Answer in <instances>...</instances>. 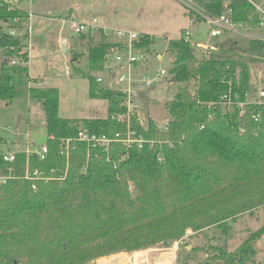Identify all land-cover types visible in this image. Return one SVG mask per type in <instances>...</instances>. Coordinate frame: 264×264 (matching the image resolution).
Returning a JSON list of instances; mask_svg holds the SVG:
<instances>
[{"label": "trees", "instance_id": "trees-1", "mask_svg": "<svg viewBox=\"0 0 264 264\" xmlns=\"http://www.w3.org/2000/svg\"><path fill=\"white\" fill-rule=\"evenodd\" d=\"M196 2L211 16L226 12L227 5L236 23L255 25L254 9L245 0ZM17 15L23 16L0 10V49L5 55L0 62V101L10 103L25 94L41 104L48 155L40 162L18 152L12 164L15 178L0 187V264H89L118 252L178 242L187 230L196 233L264 207V107L247 105L239 116L238 106L228 113H222L221 106H202L219 102L228 93L245 102V95L255 91L249 64L264 57L263 40L247 42V62L235 56L198 59L183 36L168 41L167 48L174 53L169 73L176 90L165 104L166 130L150 119L145 128L135 121L137 134L153 141L152 146L125 151L115 145L107 161L101 150L88 153L85 144L74 143L66 161L59 154V140L75 138L80 128L108 137L123 130L112 119L123 112L121 94L99 87L88 76L89 97L105 99L107 115L76 121L59 116L56 89L17 87L18 80L27 79L28 55L21 37L9 36L3 29ZM188 15L192 18V13ZM151 44L142 35L135 46L145 51ZM115 48L114 44L89 47L88 67L102 71L107 52ZM12 60L22 65L11 66ZM257 112L260 122L255 124L251 115ZM122 154L126 160L114 169ZM26 163L41 173L39 179L24 178ZM8 167L0 155V172ZM263 236L264 223L233 253L215 247L212 261L248 264Z\"/></svg>", "mask_w": 264, "mask_h": 264}, {"label": "rangeland", "instance_id": "rangeland-1", "mask_svg": "<svg viewBox=\"0 0 264 264\" xmlns=\"http://www.w3.org/2000/svg\"><path fill=\"white\" fill-rule=\"evenodd\" d=\"M10 1L19 10L25 8L32 15L28 18L25 16L22 21L23 26L30 27V39L24 37L26 31L20 33L22 45L27 47L29 40L32 43L35 39L37 42L46 43L36 50L30 49L31 62L26 65L32 74L36 75L37 80H32V85L28 83V79L18 80L16 86L56 89L59 94V116L68 120L103 119L107 115L108 104L105 99L89 97L87 77H95L98 73L88 67L83 54L92 44L104 41L90 38L88 42V34L74 33L73 24L88 23L96 19L98 25L108 32L107 39L113 38V30L132 32L138 36L147 35L151 39L150 48L142 51L145 55L143 60L147 65L145 74L150 78H154V74L161 70L166 74L149 87H139L134 102L140 123L146 126L147 120L150 119L158 128L169 121L165 104L171 101L176 90L169 73L173 66L174 53L168 50V41H176L183 36V32L190 31L189 44L196 58L212 55L220 60L236 57L237 61L247 62L248 57L244 49L257 32L251 28H256V25L242 24L238 34L223 33L220 37L211 38L208 34L210 26L199 17L211 15L196 0L192 2L200 21L194 24L191 23L188 13L185 14V8L189 4L186 0ZM208 2L209 0H203V3ZM48 11L51 12L50 15L47 14ZM60 30L70 43V50L68 49L66 55L62 54L61 45L58 43ZM250 32L253 36L249 35ZM222 49L229 52L222 53ZM158 54L161 55V60L157 59ZM249 68L256 96L258 87L264 82V57L249 64ZM113 84H107V87L114 89ZM1 140L0 153L5 154L21 152L26 147L33 149L28 144L31 141L35 147L45 144V117L41 104L29 99L25 94L13 99L9 104L0 101ZM10 146H13L12 150L9 149ZM263 223L264 207H260L196 233L187 230L181 241L158 243L136 252L141 256V264H215L212 261L217 254L215 247L225 250L226 253H233L248 235L258 230ZM254 249L255 258L248 264H264V236L255 243ZM132 253L118 252L106 255L89 264H105L102 263L103 260L113 262L120 254H126L128 257L126 261H118L117 264H133L127 260L133 259L135 255Z\"/></svg>", "mask_w": 264, "mask_h": 264}, {"label": "built area", "instance_id": "built-area-1", "mask_svg": "<svg viewBox=\"0 0 264 264\" xmlns=\"http://www.w3.org/2000/svg\"><path fill=\"white\" fill-rule=\"evenodd\" d=\"M189 2L187 4L186 11L187 13H192V23H195L199 17L201 20L205 21L210 27L208 30V34L211 38H216L222 36L223 33H233L238 34L240 31V27L242 24L236 23L232 17L230 10L227 9V5H224L226 12L219 16H197L195 13L196 8L192 0H186ZM253 9L256 16L255 25L259 29H264V0L260 2H255L251 0H245ZM5 10L7 13L18 12L23 14V16H15L13 18L8 19L5 22V26L9 28L4 29V32L12 37H21L22 33L26 31L27 38L29 39L30 35V27L23 26V19L26 16L31 17L28 13H24L19 10L17 6L11 2L10 0H0V10ZM26 14V15H25ZM200 20V19H199ZM72 30L76 34H94L97 32H101L104 37L109 36L108 32L102 26H99L96 19H92L88 23H79L73 24ZM190 31H185L183 34V39L185 42L189 43ZM250 36H253L249 33ZM113 37L117 39L114 45L116 48L108 51L105 57L104 65L106 71L109 74V82L110 84L116 83L114 89H108L112 91H116L121 94V99L119 102V107L123 109L121 114H113L112 119L116 120L123 126V130L121 132L115 133L113 136L108 137L106 135H97L95 133H91L87 129L80 128L77 131L75 138H67L59 140V154L68 161L70 157V149L75 147L74 143H83L87 148V152L89 153L91 150L99 149L102 153L106 154L107 161H109L110 152L114 149L115 145H120L125 151L131 148L140 149L144 144H149V146L153 145V141H147L139 136L136 130L133 127V122L139 123L143 126L136 113V105L135 99L137 97V89L136 84H141L143 87H149L152 85L154 81L161 78L166 74L165 71L161 70L154 74V78H150L146 75H138L136 71V67L144 62L145 55L142 51L136 48L135 44L139 40L140 36L136 35L132 32H124V31H116L113 30ZM257 37V36H255ZM254 37V38H255ZM257 39H261L264 41V37H260ZM5 59L4 51L0 49V60ZM11 66H20L21 62L12 60L10 61ZM66 74L68 72L66 71ZM97 85L103 83V78L98 76L95 78ZM256 90V88H255ZM253 95V96H252ZM238 95L231 96L230 93L223 95L219 102H212L208 104H202V106H206L208 109L211 107L221 106L222 113L230 112L234 106H238L239 116H242L245 113V107L247 105H255L257 109L264 107V83L258 87L256 91L253 93H247L245 95V102H239ZM251 119L253 123L258 124L260 122V113H253L251 115ZM168 123V122H167ZM167 123L163 126L159 127L162 131L166 130ZM202 127H200L201 129ZM243 132V130H242ZM52 139V137H50ZM171 147V144H168ZM25 154L27 160L30 156H35L38 161L43 162L46 160L48 155V147L45 144L40 145L34 149L27 148L25 151H21ZM18 153V152H17ZM16 152H9L8 154H2L1 160L4 163L9 164V167L6 169V172H0V187L8 183V181L14 179L13 176V167L12 164L16 161ZM126 155L122 154L118 157L117 161L113 163V168L117 169L118 165L126 160ZM161 161L162 158H159ZM41 173L38 170L30 169L28 163L25 164L24 167V178L31 179H39Z\"/></svg>", "mask_w": 264, "mask_h": 264}, {"label": "crops", "instance_id": "crops-1", "mask_svg": "<svg viewBox=\"0 0 264 264\" xmlns=\"http://www.w3.org/2000/svg\"><path fill=\"white\" fill-rule=\"evenodd\" d=\"M22 11L24 12V13H29V11L27 10V9H25V8H23L22 9ZM186 11V10H185ZM50 11H48L47 12V14L48 15H50ZM187 12H185V14H186ZM25 14V15H26ZM188 15V14H187ZM32 16V15H31ZM189 19H190V21H191V23H192V19H191V17H189ZM200 21V20H199ZM196 22H198V21H196ZM195 22V23H196ZM192 24H194V23H192ZM195 25H198V24H195ZM252 28V30H253V28H254V30H255V32H256V36H259V37H264V30H261V29H259V28H255V27H251ZM3 29H6V26H3ZM253 30V31H254ZM251 33V32H250ZM88 37L87 38H89L87 41L89 42L90 41V38H92L93 40H98V39H102L104 42H101V43H98V44H89V45H91V47H93V46H97V45H103V44H115V42H117V40H116V38H111V39H107V37H104L103 35H102V33L99 31V32H97V33H94V34H90V35H87ZM29 39H30V35H29ZM63 41H65L66 43H67V48L70 50V43H68V41L63 37V35H62V30H60L59 31V39H58V43L61 45L62 43H63ZM35 44V45H34ZM44 44H46V43H44V42H37L36 41V39L34 40V42H30V40H29V44H28V46L26 47L25 45H23V50L24 51H26L27 52V54H28V62H27V64L29 65V63L31 62V55H30V49L32 48V49H37V47H43L44 46ZM80 44V43H79ZM60 45H59V47H60ZM84 55H86L87 54V52L86 51H84V53H83ZM161 55H157V59L158 60H161ZM2 60H4V58L2 59ZM2 60H0V62L2 61ZM104 65V64H103ZM28 69V74H27V79H28V83H30L31 85L34 83L32 80H37V78H36V75L35 74H32V72L30 71V68L28 67L27 68ZM104 69H105V65H104V68H103V70L102 71H100V72H97L98 74L94 77V78H96V77H98V76H100V77H102L103 78V86L101 87L100 85H98L99 87H101V88H104V89H109L108 87H107V84L109 85L110 83H109V74L106 72V71H104ZM146 69H147V65H146V63H145V61L144 62H142V63H140L137 67H136V71H137V74L138 75H146L145 74V71H146ZM41 86H43V84H41ZM139 87H142L143 88V86L141 85V84H136V89H138ZM138 96V95H137ZM29 98V97H28ZM30 99V98H29ZM9 104V103H8ZM28 139H30V138H28ZM0 142H2V140L0 141ZM26 142V141H25ZM27 143V142H26ZM28 144H29V146H31V147H33V149L34 148H36L35 147V144L31 141L30 143L28 142ZM28 146V145H27ZM27 148H29V149H31L30 147H26V149ZM9 149L10 150H12L13 149V146H10L9 147ZM25 149V150H26ZM24 150V151H25ZM2 154H5V153H0V155H2Z\"/></svg>", "mask_w": 264, "mask_h": 264}, {"label": "bare ground", "instance_id": "bare-ground-1", "mask_svg": "<svg viewBox=\"0 0 264 264\" xmlns=\"http://www.w3.org/2000/svg\"><path fill=\"white\" fill-rule=\"evenodd\" d=\"M132 254H134L135 256L133 257V259L131 260L130 258H127V260L129 259L130 262H133V264H141L142 263V259L140 258L141 256H139V253L137 252H133ZM126 257H128L126 254H120L119 257L114 258L113 262L112 260H103L102 263L105 264H117L118 261H126Z\"/></svg>", "mask_w": 264, "mask_h": 264}, {"label": "water", "instance_id": "water-1", "mask_svg": "<svg viewBox=\"0 0 264 264\" xmlns=\"http://www.w3.org/2000/svg\"><path fill=\"white\" fill-rule=\"evenodd\" d=\"M61 52L64 55H66L68 52L67 43L65 41H63V43L61 44Z\"/></svg>", "mask_w": 264, "mask_h": 264}]
</instances>
